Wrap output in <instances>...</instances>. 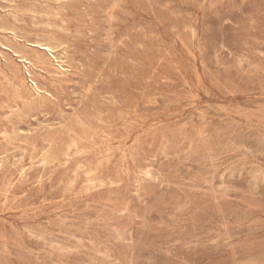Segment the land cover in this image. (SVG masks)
Masks as SVG:
<instances>
[{
    "label": "rangeland",
    "instance_id": "obj_1",
    "mask_svg": "<svg viewBox=\"0 0 264 264\" xmlns=\"http://www.w3.org/2000/svg\"><path fill=\"white\" fill-rule=\"evenodd\" d=\"M0 264H264V0H0Z\"/></svg>",
    "mask_w": 264,
    "mask_h": 264
},
{
    "label": "bare ground",
    "instance_id": "obj_2",
    "mask_svg": "<svg viewBox=\"0 0 264 264\" xmlns=\"http://www.w3.org/2000/svg\"><path fill=\"white\" fill-rule=\"evenodd\" d=\"M1 1H3V0H1ZM6 2H8V1H6ZM9 4V3H8ZM39 52L40 53H42V54H44L45 52H49V53H51V50H50V48L48 47V46H42L40 49H39ZM2 60V59H1ZM118 262V261H117Z\"/></svg>",
    "mask_w": 264,
    "mask_h": 264
}]
</instances>
